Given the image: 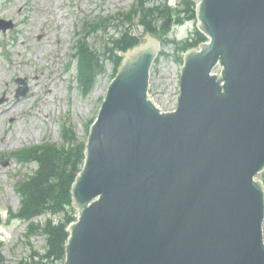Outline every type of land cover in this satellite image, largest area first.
<instances>
[{
  "label": "water",
  "instance_id": "water-1",
  "mask_svg": "<svg viewBox=\"0 0 264 264\" xmlns=\"http://www.w3.org/2000/svg\"><path fill=\"white\" fill-rule=\"evenodd\" d=\"M198 11L211 41L186 54L177 110L147 94L159 42L126 52L73 184L66 264H264V0Z\"/></svg>",
  "mask_w": 264,
  "mask_h": 264
},
{
  "label": "rangeland",
  "instance_id": "rangeland-1",
  "mask_svg": "<svg viewBox=\"0 0 264 264\" xmlns=\"http://www.w3.org/2000/svg\"><path fill=\"white\" fill-rule=\"evenodd\" d=\"M133 1L0 0V18L13 24L6 31L0 30V98L6 100L0 105V239L5 258L0 264H16L30 258L34 252L39 253L40 259L46 238L40 228L30 232L28 224L43 225L50 217L41 215L30 221L13 219L9 209L17 211L20 206L16 182L37 164L19 163L9 158L10 153L46 141L60 144L62 127L69 124L78 141L88 139L89 128L98 116L111 82L113 63L106 62L105 70L84 94L77 76V58H74L77 41L85 36V21L98 20L100 15V18L113 17L107 29L101 28L85 36L93 48L107 57V41L128 27L117 15L128 11ZM178 1L169 0L173 5ZM195 24L188 22L178 27L174 35L186 37ZM132 32L142 35V43L147 42L144 36L147 33H143L141 26L133 28ZM161 49L171 54L163 55L154 64L150 83L154 97L167 109L177 102L182 64L172 56L171 46ZM220 67L216 66L214 71L219 72ZM19 87H27V93L17 98ZM52 217L59 218L58 215ZM55 264H65V261Z\"/></svg>",
  "mask_w": 264,
  "mask_h": 264
},
{
  "label": "trees",
  "instance_id": "trees-1",
  "mask_svg": "<svg viewBox=\"0 0 264 264\" xmlns=\"http://www.w3.org/2000/svg\"><path fill=\"white\" fill-rule=\"evenodd\" d=\"M149 0H136L133 9L127 16L130 23L123 33L107 46L109 59L114 62L113 76L121 63L122 56L117 51H126L139 44L141 39L132 33L134 18L139 16V22L146 31L165 37L178 24L186 20L196 19V1L181 0L182 8H174L166 2L163 5L149 6ZM104 24V23H103ZM91 25V24H90ZM105 25V24H104ZM91 28L96 29L91 25ZM207 40V37L195 29L191 37L185 40H175L178 52L190 47H197ZM162 54H165L162 52ZM104 58L93 49L85 39L80 41L78 50L79 80L88 89L95 81L97 75L105 70ZM63 143L60 145L43 143L31 146L13 153L22 162H37L26 178L16 185V192L20 198V208L15 216L31 219L42 214L58 215L54 220L48 218L43 225L32 222L28 226L30 232L40 228L46 237V250L39 260L21 261L18 264H55L65 258L66 242L69 232L67 226L75 219V209L72 199V185L77 174L82 169L85 159V142L77 139L73 127H63ZM2 242L0 241V262L4 261L2 255Z\"/></svg>",
  "mask_w": 264,
  "mask_h": 264
},
{
  "label": "bare ground",
  "instance_id": "bare-ground-1",
  "mask_svg": "<svg viewBox=\"0 0 264 264\" xmlns=\"http://www.w3.org/2000/svg\"><path fill=\"white\" fill-rule=\"evenodd\" d=\"M38 85V84H37ZM23 102V101H22ZM17 102H15V104H16ZM15 104H13L12 106H14ZM22 106H20V108H21Z\"/></svg>",
  "mask_w": 264,
  "mask_h": 264
}]
</instances>
